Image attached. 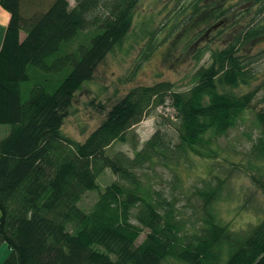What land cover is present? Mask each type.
Instances as JSON below:
<instances>
[{"label": "trees", "instance_id": "obj_1", "mask_svg": "<svg viewBox=\"0 0 264 264\" xmlns=\"http://www.w3.org/2000/svg\"><path fill=\"white\" fill-rule=\"evenodd\" d=\"M74 1L0 0L10 14L0 47V124L11 125L0 140V247L11 250L1 264H264V203L257 222L236 228L216 207L225 178L215 174L193 191L191 219L176 193L179 167L193 156L218 160L221 138L248 110L261 130L249 157L264 159V0L167 2L145 58L172 35L186 40L197 64L187 88L170 80L134 86L84 141L64 132L65 118L126 39L140 0ZM168 98L175 121L159 122L134 156L110 153ZM169 122L175 135L162 129ZM226 160L228 173L240 168ZM157 167L172 173L168 195L146 181ZM107 169L117 178L102 189ZM251 179L264 194V170ZM89 191L98 195L85 210L79 203Z\"/></svg>", "mask_w": 264, "mask_h": 264}, {"label": "rangeland", "instance_id": "obj_2", "mask_svg": "<svg viewBox=\"0 0 264 264\" xmlns=\"http://www.w3.org/2000/svg\"><path fill=\"white\" fill-rule=\"evenodd\" d=\"M69 1L72 6L75 5L74 0ZM169 1L140 0L132 29L124 42L107 55L105 60L98 65L94 78L86 81L82 89L76 93L63 125L66 134L78 141H84L99 126L110 107L134 86L170 80L179 90L187 88L190 76L197 64L193 59V52L186 50V40H179L180 36L173 37L172 35L158 46L153 54L145 58L148 33L164 24L167 14L164 6ZM164 29L156 33L157 38L163 39L166 35L163 32ZM89 32L85 34L89 35ZM208 61L207 54L201 64ZM261 68L263 69L264 66ZM28 88L29 84L24 83V99L28 96ZM254 103L256 107L260 105L258 100ZM176 115L171 100L168 98L165 105L150 109L142 122L128 132V141L126 143L116 142L110 153L124 151L134 156L136 149H140L157 130L159 122L166 121L167 117L175 121ZM10 129L11 125L0 124V140L8 134ZM162 129L175 135L174 124L171 122L162 124ZM260 135L261 130L256 125L253 110H248L238 126L232 129L226 137L221 138V156L218 160L193 156L186 165L179 167L180 186L176 189V193L181 199L178 205L183 209L186 217H194L195 210L192 205L199 204V198L193 194V191L197 187H205L210 182L214 183L213 175L216 174L225 178L222 198L216 204L220 218L236 228H245L250 223L259 220L262 214L264 194L252 182L251 174L264 170V159H250L249 151ZM226 158L238 162L240 168L233 170L231 174L228 173L231 164ZM149 175L146 181L149 180L155 189L164 191L168 195L171 190L170 181L173 180L171 171L157 167L156 172ZM116 178V175L107 169L99 178L100 187L103 189ZM97 195V191L87 192L79 203L80 207L85 210L91 209ZM144 236L145 234H142L140 240ZM6 252L7 250L4 253L0 252V259Z\"/></svg>", "mask_w": 264, "mask_h": 264}, {"label": "crops", "instance_id": "obj_3", "mask_svg": "<svg viewBox=\"0 0 264 264\" xmlns=\"http://www.w3.org/2000/svg\"><path fill=\"white\" fill-rule=\"evenodd\" d=\"M9 21H10V14L0 4V47L3 44L4 36H5ZM5 250H7V252L4 254V257H1L0 264L8 256L7 254H10L11 252V250L6 244L0 247V252L4 253Z\"/></svg>", "mask_w": 264, "mask_h": 264}]
</instances>
